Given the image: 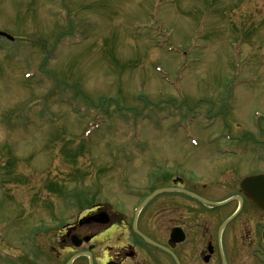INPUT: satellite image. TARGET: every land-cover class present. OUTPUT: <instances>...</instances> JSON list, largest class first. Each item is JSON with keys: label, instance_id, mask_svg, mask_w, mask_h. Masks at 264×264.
<instances>
[{"label": "rangeland", "instance_id": "rangeland-1", "mask_svg": "<svg viewBox=\"0 0 264 264\" xmlns=\"http://www.w3.org/2000/svg\"><path fill=\"white\" fill-rule=\"evenodd\" d=\"M0 30V264L81 202L133 213L124 171L264 141V0H0Z\"/></svg>", "mask_w": 264, "mask_h": 264}, {"label": "flooded vegetation", "instance_id": "flooded-vegetation-1", "mask_svg": "<svg viewBox=\"0 0 264 264\" xmlns=\"http://www.w3.org/2000/svg\"><path fill=\"white\" fill-rule=\"evenodd\" d=\"M209 151L164 154L140 176L124 171L125 197L137 196L138 206L164 191L137 216L126 204L95 203L80 208L78 217H56L58 232L46 228L12 244L10 264H264V196L249 197L241 187L245 177L264 174L256 165L264 141L236 137ZM238 155L251 156V171L238 169Z\"/></svg>", "mask_w": 264, "mask_h": 264}, {"label": "water", "instance_id": "water-1", "mask_svg": "<svg viewBox=\"0 0 264 264\" xmlns=\"http://www.w3.org/2000/svg\"><path fill=\"white\" fill-rule=\"evenodd\" d=\"M0 34L6 36L9 39H12V37L7 35L6 33L0 32ZM252 181L253 185L256 184L255 189L252 187ZM242 187L248 195L252 196L254 193H256L259 198H262L264 196V176L253 177V180L251 177H248L243 181ZM262 201H264V199H262ZM262 201H260V205L264 203Z\"/></svg>", "mask_w": 264, "mask_h": 264}]
</instances>
